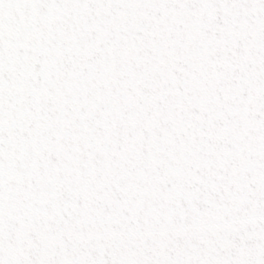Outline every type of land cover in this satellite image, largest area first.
<instances>
[{"label": "snow or ice", "instance_id": "6c2138e0", "mask_svg": "<svg viewBox=\"0 0 264 264\" xmlns=\"http://www.w3.org/2000/svg\"><path fill=\"white\" fill-rule=\"evenodd\" d=\"M0 264H264V0H0Z\"/></svg>", "mask_w": 264, "mask_h": 264}]
</instances>
